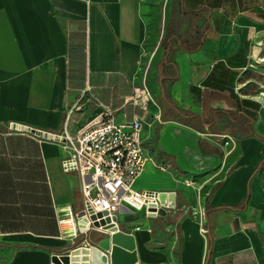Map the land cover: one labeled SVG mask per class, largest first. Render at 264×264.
<instances>
[{
    "label": "crops",
    "instance_id": "crops-1",
    "mask_svg": "<svg viewBox=\"0 0 264 264\" xmlns=\"http://www.w3.org/2000/svg\"><path fill=\"white\" fill-rule=\"evenodd\" d=\"M177 6L185 28L148 50L146 0H0V264H52L98 242L76 230L80 179L63 172L64 151L46 132L60 131L70 108L79 126L103 105L130 121L124 99L143 83L164 120L144 136L197 184L148 164L136 187L205 206L207 233L180 211L127 213L136 220L121 229L134 236L137 264H264V0Z\"/></svg>",
    "mask_w": 264,
    "mask_h": 264
},
{
    "label": "built area",
    "instance_id": "built-area-1",
    "mask_svg": "<svg viewBox=\"0 0 264 264\" xmlns=\"http://www.w3.org/2000/svg\"><path fill=\"white\" fill-rule=\"evenodd\" d=\"M260 96L264 98V93L261 92ZM124 103L134 108L132 119L126 123L117 122L112 108L103 105L99 114L79 126L74 109L70 108L64 116L62 129L46 132L47 138L64 151L61 158L63 172L77 173L80 179L84 204L75 213L76 230L86 236L93 231L112 235L122 230L120 214L141 211L146 217L162 218L180 211L198 220L206 238L205 206L179 204L176 189L136 187L137 179L148 164L171 174L177 183L191 186L197 183L188 178L187 173L176 171L172 162L155 152L144 136L146 126L151 127L156 121L164 123L161 112L154 113L150 107H160V104L147 85L136 86ZM13 129L19 130L20 127L14 125ZM228 138L223 140L224 145L234 142L233 138ZM163 192L166 194L165 203L161 197ZM162 209L164 215L160 213ZM56 256L60 258V255ZM65 256H71L70 252ZM52 264L56 263L52 260Z\"/></svg>",
    "mask_w": 264,
    "mask_h": 264
},
{
    "label": "water",
    "instance_id": "water-1",
    "mask_svg": "<svg viewBox=\"0 0 264 264\" xmlns=\"http://www.w3.org/2000/svg\"><path fill=\"white\" fill-rule=\"evenodd\" d=\"M140 95V92L138 93ZM162 201L166 202V194L163 192ZM164 215V210H160ZM67 264H137V253L134 236L123 231H117L112 235L104 234L96 244L82 245L70 251ZM52 260L56 264H63L61 259L54 255Z\"/></svg>",
    "mask_w": 264,
    "mask_h": 264
},
{
    "label": "rangeland",
    "instance_id": "rangeland-1",
    "mask_svg": "<svg viewBox=\"0 0 264 264\" xmlns=\"http://www.w3.org/2000/svg\"><path fill=\"white\" fill-rule=\"evenodd\" d=\"M146 1L150 7V15L153 18V26H155V31L153 32L152 37L147 42L146 48L149 50L154 46H156L157 43H159L158 50H160L162 46V42L164 41L163 33L167 34L169 32H176L178 29L185 28L186 21L184 20L187 19L188 15L186 14V12H184L183 10H181V8L177 6L180 0H146ZM156 1H160L163 7L161 8L159 6H156L155 5ZM163 22L164 24H162ZM188 23L190 22L188 21ZM151 68H152V63L148 69V80L151 83V85L154 86L155 88V84L152 81L153 78L150 77ZM153 96L155 98L154 93ZM129 108L130 106L127 105L125 106L124 110H129ZM116 115H118V112L116 113ZM210 173L212 174L213 171L211 172V170H206L202 174L203 176H206L208 179L212 177ZM218 177H213L211 180H215V178ZM141 214H143V212H141ZM120 220L123 223L122 227H124V224L129 225L131 221L133 220L135 221L136 219L133 217L126 216V214H120ZM94 235L97 238V240L104 237V234L102 233L95 232Z\"/></svg>",
    "mask_w": 264,
    "mask_h": 264
},
{
    "label": "bare ground",
    "instance_id": "bare-ground-1",
    "mask_svg": "<svg viewBox=\"0 0 264 264\" xmlns=\"http://www.w3.org/2000/svg\"><path fill=\"white\" fill-rule=\"evenodd\" d=\"M60 259L62 260V262H64V264H67L68 257H66L65 255H60Z\"/></svg>",
    "mask_w": 264,
    "mask_h": 264
}]
</instances>
